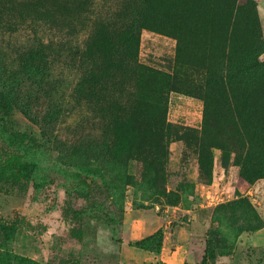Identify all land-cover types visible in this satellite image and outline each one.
<instances>
[{"label": "rangeland", "instance_id": "1", "mask_svg": "<svg viewBox=\"0 0 264 264\" xmlns=\"http://www.w3.org/2000/svg\"><path fill=\"white\" fill-rule=\"evenodd\" d=\"M235 1L0 0V119L38 184L0 182L24 221L0 264H197L209 237L264 264V0ZM85 182L101 219L66 222ZM158 230L160 254L129 245Z\"/></svg>", "mask_w": 264, "mask_h": 264}, {"label": "trees", "instance_id": "2", "mask_svg": "<svg viewBox=\"0 0 264 264\" xmlns=\"http://www.w3.org/2000/svg\"><path fill=\"white\" fill-rule=\"evenodd\" d=\"M239 2L240 0L235 1L233 8H236ZM2 106L5 112H8V105L3 103ZM36 146L35 138L24 133L10 131L0 119V182L3 183L1 185L2 190L10 192V190L17 189L26 193L30 186H38L33 178L36 166L28 161L29 154ZM85 185L84 187L74 188V196L88 203L91 211L76 208L71 203H68L63 213V218L66 222L83 226L88 221L101 219V217L96 215V212L103 211L107 206L103 201L97 199L101 191L94 189L92 183L85 182ZM23 223L24 221L20 218H17L11 224L0 222V248L2 247V242L6 240L9 231L13 228L21 227ZM72 234L79 240L84 238V233L80 229H73ZM163 244L164 234L162 230H158L156 233L139 241L129 243L132 247L156 254L161 253ZM217 252L218 242L209 237L204 256L200 263L197 264H215Z\"/></svg>", "mask_w": 264, "mask_h": 264}]
</instances>
